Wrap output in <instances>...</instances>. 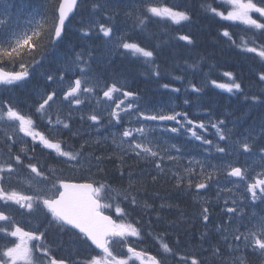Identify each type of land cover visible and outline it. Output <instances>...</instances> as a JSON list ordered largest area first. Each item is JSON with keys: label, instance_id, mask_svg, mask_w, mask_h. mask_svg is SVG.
Here are the masks:
<instances>
[{"label": "snow or ice", "instance_id": "snow-or-ice-1", "mask_svg": "<svg viewBox=\"0 0 264 264\" xmlns=\"http://www.w3.org/2000/svg\"><path fill=\"white\" fill-rule=\"evenodd\" d=\"M222 4H226L228 10L220 11L211 4L207 5V10L221 19L227 21H239L243 25L249 27V29L259 30L261 34H264V0H221ZM78 6V0H59L58 5L53 10V16L48 22V26H39V30L32 29L30 32L18 33L12 30L8 24V21L0 20V84L2 85H18L20 82L25 81L29 76V66L38 64L36 55L38 50H42L44 47V41L49 43L62 38L66 29V21L69 19V14L74 11ZM102 6L99 3L92 5L93 10H99ZM145 12L154 17L171 20L173 23L179 24L182 21H187L190 16L186 11L179 10L178 8L168 7L165 5H159L157 3H148L145 5ZM258 14L254 18L253 14ZM132 15V13H128ZM149 18L148 15L136 16L138 24L143 25ZM111 21V17L107 18ZM98 32L103 37L111 38L113 34V27H109L106 23H99ZM88 35L89 32H85ZM222 35L231 39L230 33L225 30ZM180 40L186 41L191 44L192 38L189 35H182ZM254 42V37H253ZM235 43V41H233ZM118 47L127 50L129 53L144 58L145 63H152L154 52L145 47H141L136 42H129L125 37H120L118 41ZM242 47L251 53H255L261 59H264V45L258 47L248 46V42L242 38ZM76 60L82 61V56L77 55ZM11 65L14 69L18 67L19 70H6V67ZM79 71L81 76L74 80H70L67 84L66 90H63V99L68 100L71 103L80 105L83 101L80 99L82 93H95L98 87V82L93 83L91 79L85 74V68L80 67ZM154 74L159 76L160 73L157 69L154 70ZM223 75L228 78L227 83H217L212 80L211 83L216 87L225 89L228 92L242 91V84L237 82L235 76L231 72H224ZM52 75L47 76V80L55 82ZM61 84L65 80V76L62 74L59 76ZM259 81L264 82V71L259 74ZM164 88H168V84L163 85ZM194 91L199 92L200 89L195 85H192ZM173 91H179V89H173ZM116 93H121L123 99L117 100ZM57 92L55 90L45 93L41 102L35 108L36 113L40 114L41 118H47L49 125H62L63 128L69 129V124L62 121L57 115V119L53 122L51 116L48 115L47 109L51 107L50 102L55 101ZM135 98L136 94L131 91H124L122 87H118L116 83L111 85H105L103 89V98L107 101H114V107H111L108 115L110 117L109 124L115 122L120 124L122 121L121 112L127 113L133 109V104L128 103L125 105V100L128 98ZM247 99V97H246ZM259 97L253 96L252 100H258ZM264 102V101H262ZM99 103V101H98ZM185 103H188L185 101ZM139 116L145 121H175L180 127H187V131L196 140L202 141L203 144L211 145L212 141L204 139L201 135L197 134L196 129H204L205 124L203 122L196 123L193 120L188 119L186 113L171 112V114H164L163 112H157L153 114H145L140 112ZM183 117L185 123H182L177 117ZM94 124L101 123V117L96 114H92L88 117ZM0 121L10 123L13 131L23 133L25 137H31L32 141H39V144L46 149H52L55 153L66 158L67 162H75L72 167L81 163V156L83 153V145L78 151H66L62 148V141L54 138H49L42 132L36 130L35 121L31 115L24 114L18 110L15 106L4 102L0 104ZM219 123L212 124V127L217 130V135L220 140H227L223 129L220 128ZM180 128L173 127L171 132L176 133ZM154 129H148L144 126L138 128H125L120 135V144L128 143L129 149L135 153L138 158L148 160L151 158V162L157 170L162 171V162L164 157L160 155L159 151L154 150L157 145H154L153 140L149 138L150 132ZM134 133L138 134L143 139L137 140ZM75 135V133H73ZM131 138V140H129ZM11 139V137H9ZM253 138L250 135L243 141H235L234 145H238L239 149H242L244 153H250L253 151L254 143H250ZM261 146L259 152L261 153V160L264 161V135L260 137ZM98 142V141H97ZM113 143H116V137L113 136ZM173 149L179 151L176 145H171ZM35 149H33L34 151ZM21 152L27 153L28 149L25 145L20 149ZM216 151L219 153H225L226 148L216 145ZM159 157V160L156 158ZM11 159L14 160L16 165L23 164V159L20 154L15 155ZM31 159V158H29ZM99 159V157H97ZM168 160H175L176 157L168 156ZM199 163V162H198ZM30 169L31 173H34L36 177H41L44 180H50L51 177L45 175L40 170L37 164L28 163L25 165ZM212 172H205L203 165H201V172L198 174L201 177L199 182L193 181L189 178L187 180V187L193 186L197 189H206L209 187L208 181L214 179L219 169L215 166ZM103 171L102 169H99ZM16 169L12 162L6 161L4 164H0V173L7 172L12 174ZM189 177L194 175V170L189 168L185 169ZM177 178V187L183 183L184 178ZM229 177H235L239 181H245L251 179V182L246 183V191L251 194L252 200L259 199L264 203V172L257 173L254 177H250L247 170L237 166H229L227 170ZM11 178V175L8 177ZM156 177H153L155 180ZM5 177L0 175V201H3L5 205L9 202L18 205L22 209H26L29 213L37 210L42 206L46 213L50 215L51 221L55 222L59 226L69 227L71 229L78 230V233L82 236L85 242H90V245L94 246L93 251L99 250L96 254L89 253L86 258L79 261L78 264H130L133 261H139L140 264H164L163 259H158L156 256L148 255L143 251L137 250L129 243V238H140L141 229L137 227L139 221L132 223L128 221V213L121 206V202L104 203L102 202V194H107V198L111 201H116L117 197L122 194L118 192L112 185L106 183H99L98 186L92 182L90 183H72L62 179H57L52 183L51 188L47 190L50 194H44L45 189L38 186V182L33 180L28 181V187L32 188L36 193L35 195H26L22 191L17 189H6L3 186ZM230 191V190H229ZM123 201H129L133 206L137 204L135 196H129V194H123ZM235 203V201H234ZM145 207H149L145 203ZM118 219H113L111 215H106L105 209H113ZM228 213H235V208H228ZM209 209L207 207L202 208V219L207 222L209 220ZM0 235L4 237L15 238L11 242V246L5 245L0 249V264H73V262L63 259L55 258L51 256L50 250L45 246V232L39 231L38 228L32 230H25L19 224H17L13 218L6 214L5 211L0 210ZM250 223L255 229L249 230L247 235H244V240L249 242L253 248V251L259 250L264 255V216L257 217L255 214L250 217ZM226 230V229H225ZM243 235V234H242ZM160 242V248L162 253L168 256H176L172 247L164 241L162 236L157 237ZM227 241V237H224ZM235 240H240L241 236L236 235ZM121 244L126 246L127 252L125 255L120 256L114 254V245ZM216 253H219L217 248ZM39 254V257L38 255ZM181 264H201V261L195 256H180ZM238 264H247V260L244 257L237 258ZM236 264V261H233Z\"/></svg>", "mask_w": 264, "mask_h": 264}, {"label": "rangeland", "instance_id": "rangeland-1", "mask_svg": "<svg viewBox=\"0 0 264 264\" xmlns=\"http://www.w3.org/2000/svg\"><path fill=\"white\" fill-rule=\"evenodd\" d=\"M160 2V3H158ZM163 0H120V2L114 0L112 2H108L106 5L110 8L114 9L115 12V24L116 26L120 27V29L124 30L123 27L128 28L127 32L125 33V36H128L127 39H133L135 40V37L138 35V31H143L146 24L151 21V18L147 19L146 23L143 25H140L136 21V16L141 15V7L148 3H158L161 4ZM10 5L8 0H0V20L8 21V24L10 28L18 33L23 32H30L33 29V23L31 19L27 18L25 19V16L21 12L12 13L10 12ZM145 10V6L143 7V11ZM128 13H132V15H128ZM69 25V24H68ZM45 26V25H44ZM70 25L67 27L69 29ZM2 30V29H0ZM123 37L122 34L115 33L111 36V38H107V40L110 39V44L107 47L106 51V58L108 61L111 59L113 60L114 53L118 49V41L119 38ZM136 41V40H135ZM69 50H71V47H68ZM52 52V51H51ZM67 56L60 55L59 53H55L54 56H52V60L49 61L47 58H44L45 62H51L49 69L51 72H56V69H61L62 71H71L74 72L71 75V79L75 78L77 72L75 71V67L73 68L70 66L66 61H69ZM104 59H102L103 61ZM10 70H19L12 69L10 65L7 66ZM54 74H58L57 72ZM70 81L67 80V84ZM31 81L27 78L25 81L20 82L18 85H2L0 84V91H3L6 88L11 87V90L15 89L16 87H21L26 83H30ZM98 82V87L96 88L95 93H90L91 98L89 99H83V103L80 105H76L74 103H71L68 100H60V101H54L50 102L51 107L47 109L49 116H55L57 119V115H59V118H66L68 115H71V118H76L78 115L84 116L85 118H88L92 114L99 115L102 118L108 116V119H110L108 112L111 107H114V101H107L103 98V89L102 85H104L102 82ZM67 84L63 83L61 87V94H63V90H66ZM118 86V84H117ZM122 89L126 91L125 83L122 84ZM102 92V93H101ZM101 93L102 95L99 97L97 94ZM85 93H82L81 95H84ZM45 94H41L37 87H32L31 90L22 93L18 96L11 97V102L13 105H15L17 108L20 109V111L24 114L31 115L33 120L35 121V128L36 130L42 132L49 138H54L62 141V148L64 150L69 149L73 151L69 146L65 145V142L63 140V137L59 133V128H56L55 123L51 125L50 129H44L40 122H43L44 119L41 118L40 114L36 113L35 108L38 105L39 102H41L42 97ZM116 99H123L121 93L114 94ZM63 98V97H62ZM132 97L125 100V105L130 102ZM93 101V103H92ZM99 101V103H98ZM87 102V103H86ZM133 104V109L129 110L127 113L121 112V117L123 118H132L134 117V121L136 122L135 125L141 124L145 128L148 129H154V131L150 132L149 138L153 140L154 145H157V147L154 148V150L159 151L160 155L164 157V159H167V157L174 156L176 157L175 160H171L174 162H178L181 164V168L183 171L185 169H193L194 170V179H198L199 182L201 180V177L198 175L201 172V165H203L205 172H212L213 167L219 169V172L215 174L214 179L210 183L211 188L218 191V197L217 199L222 204V207L225 209L228 208H236L240 207L243 209V217L240 218L238 221H226L228 228H231L227 231V234L225 235L228 240H232L231 236V230L233 234L240 235L241 238H243L242 234L247 235L249 230H255L252 227V223H250V217L251 214L254 212H263L264 216V203H262L259 199L256 201L252 200L251 194L246 191V183L251 182V179H247L245 181H239L235 177H229L227 175V170L229 166H237L241 167L242 169H245L248 171L250 177H254L257 173L264 172V161L261 160V153L260 152H250V153H244L242 149L238 148V145H234L235 141H241L245 134L249 136L251 133L257 132L259 126L254 125L253 122H249V125H245L242 129H240L237 132V135L234 136V138L231 141L225 142L226 144V152L225 153H219L216 151V144L211 139H207V137H204L201 134L202 129L197 128V134L201 135L204 139L212 141L211 145L203 144L202 141L198 140L197 142L202 143L201 146H198L195 144V138H193L190 134V132H187L191 138L192 141L188 144H184L183 137H175V139H171L169 133L163 132L161 124L159 121H145L140 116V112H144L145 114H153L157 112H163L166 114L167 110L164 107L163 109H158L155 111L151 110H140L137 108V105ZM78 116V117H80ZM77 117V118H78ZM108 123L105 121H101L100 124H94L91 120L88 119L87 126L89 127L87 130L85 138V144H92L94 147H89L88 151H83L81 156V163L76 165V167H72V164H75V162H67L64 161L60 165V171L55 170L53 173L49 171L48 173H51L52 178H57L60 176H63L62 174H66L68 176L72 177H89L93 176L91 174L90 169L96 168V166L100 162V158L97 159V157H100L101 155V141L105 140L106 138H110L111 140L109 143L113 144L116 148L121 149V154H123L124 157L128 156V154H125L124 151H131L128 147V143H124L121 146H118L120 144V133L125 128H133L131 127V124L124 125L122 123L121 126L119 124H115L113 122L112 124H109V120H107ZM139 122V123H137ZM264 125H260L262 127ZM135 128H138L135 127ZM261 131V130H259ZM11 132V130H10ZM14 132V131H12ZM19 133V132H18ZM114 134V135H113ZM113 136L116 137V143H113ZM134 136L137 140L143 139L138 134L134 133ZM131 140V138H129ZM71 141L73 143L77 142V138H71ZM98 141V142H97ZM70 141L68 140L67 143ZM16 143H19L20 145L17 146L19 153H23L20 151L22 147L25 145L27 146V149L29 151L30 146L34 144H39V141H32L31 137H25L23 133H19V135L16 136ZM100 145V147H98ZM171 145H176L177 148H179V151H176L171 147ZM80 145L78 148L81 149ZM41 147H43L41 145ZM40 147V148H41ZM97 148V149H95ZM48 150V152H52L54 154L55 151L52 149H45ZM66 150V151H69ZM27 151V152H28ZM75 152V151H73ZM99 154V155H97ZM57 155V154H56ZM157 157L156 159H158ZM170 162L169 166L171 169H175V163ZM199 162V163H198ZM42 188L45 189L44 194H50L47 192L49 188H51L52 183L46 182L44 184H41ZM196 192L197 190L195 188ZM230 190V191H229ZM122 195L120 196L122 198L121 202L123 201V192H120ZM105 196V194H102V197ZM108 201V198H107ZM235 201V203H234ZM122 206V205H121ZM15 222L19 224V218L15 217ZM243 229H246L243 231ZM236 244L239 242V240H235ZM233 248H235L233 245L230 246V250L232 251ZM238 257H243L242 253L240 252L239 245L238 249L236 250ZM234 253V251H232ZM164 260V264H169L170 259L167 257L162 258ZM264 263V261L261 259L259 261V264Z\"/></svg>", "mask_w": 264, "mask_h": 264}, {"label": "trees", "instance_id": "trees-1", "mask_svg": "<svg viewBox=\"0 0 264 264\" xmlns=\"http://www.w3.org/2000/svg\"><path fill=\"white\" fill-rule=\"evenodd\" d=\"M24 1H27L29 5L28 11L30 14H34L29 15L32 23H36L38 27L39 24L49 22L50 19H46V12L51 10L53 15V10L57 6L56 4L58 0ZM190 1L191 0H186L188 3ZM94 3L99 2L98 0H84L82 5L84 8H87L90 13H96L98 16L103 13V7L94 11L92 8ZM195 17L197 18L198 15ZM86 18V14H80L79 21L76 22L78 29L83 27L82 24H84ZM170 22L171 20H164V25L167 29L166 34H163L152 25H148L149 31L153 32L150 33L149 36L143 35L140 38L142 43L141 47H145L154 52L152 63H145L144 58L135 56L133 54L127 56L128 53L121 50L122 52L110 65H108L118 76V79L114 81V83H127L126 88L129 91L135 93L136 96L147 105H153L160 100H171L172 103L175 104L177 111L186 113L188 119L195 121L197 124L203 122L205 124V129L209 130L213 136L218 135L217 130L212 127V124L219 123V121H223V123L219 126L221 129H224L225 125L233 120H237L238 122L240 120L242 122L246 120V123L249 119L252 120L253 118L247 119L246 117H238L240 114H242V112L244 116H247L248 108L246 106L252 101V96L249 95V91L245 87L246 75L251 74V64L249 61L243 62L240 60L237 57L240 54L235 55L233 52L224 49L223 52L218 56V60L216 62L219 64H224L223 59H230L229 63L237 64L235 68L224 71L233 73L237 82L242 84V91L237 92L234 90L233 92H230L229 95L231 97H229L228 93L216 91L208 86L199 88V92L194 91L192 85H188L186 88H184L186 82L183 80L181 71L176 69L175 66H177V64H185L187 62L193 61V58L191 61L186 55L178 54L177 52L175 53L176 56L172 59V61H170L168 66H165V68H160L161 65L157 61L156 53L170 49L177 51L178 47V41L176 37L168 29ZM158 24L160 26L162 25L160 22ZM202 25L203 28H206L208 23L203 22ZM170 27L174 28L175 30L177 28V24L172 22ZM214 38V36H208L205 39L208 42ZM148 39H154L152 46L150 47L147 43ZM131 42H136L133 37L131 38ZM89 43L91 44L90 55H95V58L99 57V52L101 51L102 54L103 48L100 50L98 49L100 46L96 42V37L94 36L89 39ZM196 43L199 44L198 42ZM72 45L75 48H78L76 43L72 42ZM212 46L213 45L209 43L197 45L196 50L198 51L199 55H197L196 58H202L203 54L206 56H209V54L217 55L214 52L209 51ZM204 49L206 50L203 51ZM157 66L160 73L159 76L154 74V70L157 69ZM102 73H104V70H101V75ZM258 73L260 74L261 71H258ZM164 84H170V86L166 89L163 87ZM173 89H179V91H173ZM263 91L264 86L263 89H261V87L258 88L254 92V96L259 97V99H264ZM185 101L188 103H185ZM67 135V132L63 133V140L65 142H68L66 137ZM258 140L260 144V138ZM83 141L84 137L79 138L78 143L74 144V147L83 145ZM107 143L108 141H101V155H99L100 162L97 165L99 167L97 168L96 166V168H94L95 170L92 169V173L95 172L93 173L95 176L101 175V182L127 191L132 196H135L138 202L142 201L141 212L146 217L154 216L159 204L163 203L172 207H175V204H177L183 214L191 217V212L194 210V208L188 206V197L181 192L183 188H187V180H184L179 187H175L177 186V179L176 176L172 175L170 170H157L150 158H148V160L138 158L136 155L134 156L130 152H124L125 154H128V156L124 157L125 155L123 156L118 148ZM99 169H102L103 171H100ZM153 177H156V179L153 180ZM145 203H147L149 207H145ZM214 206L216 207L214 208L217 212L218 218L221 208L219 205ZM195 207H198V205L196 206V203ZM210 209L211 211L214 210L213 208ZM181 219L182 218H177L176 223H181Z\"/></svg>", "mask_w": 264, "mask_h": 264}, {"label": "bare ground", "instance_id": "bare-ground-1", "mask_svg": "<svg viewBox=\"0 0 264 264\" xmlns=\"http://www.w3.org/2000/svg\"><path fill=\"white\" fill-rule=\"evenodd\" d=\"M114 0H110L112 2ZM51 10L46 12V18H52ZM193 20L194 18L191 17ZM83 27H86V24H82ZM68 35L71 42L76 43L79 51H83L84 53H88L91 50V44L87 41L81 40L79 37V29L76 24H70L68 29ZM154 39H148L147 43L152 46ZM240 41L237 40L238 44ZM52 47V44L47 40L44 41V47L42 48L41 55H46L47 51ZM69 47V46H68ZM67 48L62 46H55L54 49L60 55L73 57L75 52H72ZM224 49L231 51L232 45L230 43H225L221 45L220 43L214 44L209 51L214 52L219 56ZM53 51V53H56ZM183 54L188 57L189 60L192 61V58L197 57L198 51H187L185 48H178L177 51L173 49L159 51L156 53L157 61L161 65L160 68H165L168 66L170 61L176 56L175 53ZM53 55H47V60L51 61ZM164 65V66H163ZM101 67L104 70V73L101 75ZM95 74L101 75L102 80L105 83H111L118 79V76L115 74L113 69L110 68L107 64L101 63V58L98 57L96 59L95 67L93 69ZM170 86V84H168ZM245 87L249 91V94H253L254 92L261 87L262 85L256 81L255 75L251 74L245 78ZM25 89H32L29 84L25 85ZM160 93V92H158ZM251 118L254 119V124L256 125H264V111L253 110ZM79 133L80 130L75 128ZM177 187V186H175ZM187 197L188 206L194 208L191 212V217L183 214L179 209V206L175 204V207H172L168 204H160L158 209L155 212V215L152 219V226L155 230L160 234L165 236L168 239L170 247L177 253L176 256H172L173 264H181L179 259L180 256H197L202 264H233V261H236L238 264L237 258L235 254H233L229 247L220 240V238L215 234V231L218 229V226L213 225H205L203 223L202 216L198 213L197 207L201 210L200 201L196 196L193 195L192 190L191 193L187 188H183L181 190ZM180 192V193H181ZM206 200V198H202L201 201ZM163 201V197H162ZM141 204L142 201L138 202L136 206L133 208L134 212L138 215L141 221L144 222L142 218L141 212ZM214 209V214L217 216V212ZM195 211V212H194ZM166 215V216H165ZM177 218H182L181 223H176ZM219 248V253H216V249ZM244 258L247 260V264H259V261L262 259L264 261V257H259V259L254 255H247Z\"/></svg>", "mask_w": 264, "mask_h": 264}, {"label": "flooded vegetation", "instance_id": "flooded-vegetation-1", "mask_svg": "<svg viewBox=\"0 0 264 264\" xmlns=\"http://www.w3.org/2000/svg\"><path fill=\"white\" fill-rule=\"evenodd\" d=\"M7 185L8 183L6 181H3V186L6 187ZM22 192L25 194L24 191ZM0 206L2 208H0V210H7L6 214L11 215V212L8 210L10 209V206L14 208L16 204H12L11 202H9L7 205H5L3 201H0ZM19 211L20 213L24 212V209L19 207ZM35 211H40V208L38 207ZM20 226L23 227L25 230H32L38 228L39 231L45 232V246L49 248L51 256L55 258L67 259L73 262V264H78V262L86 258L89 253L93 255L98 253L96 251H93L91 246L88 245V243L85 242L82 237L75 238L73 237L72 233H69L68 230H66V232L64 233V237L61 238V235L60 237H58L57 232L59 230L55 228V225L50 222L43 221L42 219H35V224L32 225L30 219L24 218L20 221ZM0 236L2 237L0 238V249L5 247V245L11 246V242L15 239L11 237H4L3 235ZM83 242L88 246L87 248H85ZM37 255L39 257V254ZM120 256H123V254Z\"/></svg>", "mask_w": 264, "mask_h": 264}, {"label": "water", "instance_id": "water-1", "mask_svg": "<svg viewBox=\"0 0 264 264\" xmlns=\"http://www.w3.org/2000/svg\"><path fill=\"white\" fill-rule=\"evenodd\" d=\"M74 10H75V9H74ZM72 13H74V11H73ZM72 13L69 14V17H70V15H72Z\"/></svg>", "mask_w": 264, "mask_h": 264}]
</instances>
